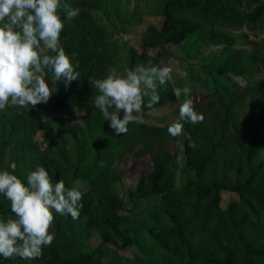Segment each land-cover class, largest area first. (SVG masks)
I'll return each mask as SVG.
<instances>
[{
    "label": "trees",
    "instance_id": "trees-1",
    "mask_svg": "<svg viewBox=\"0 0 264 264\" xmlns=\"http://www.w3.org/2000/svg\"><path fill=\"white\" fill-rule=\"evenodd\" d=\"M140 1L142 13L162 17L160 26L145 27L146 46L172 43L209 77V98L193 104L204 120L184 123L181 160L163 147L170 136L163 126L132 122L116 136L94 107L87 80L116 72L115 33L141 23L143 14L128 9L130 0H62L79 9L61 34L66 52L76 54L79 80L66 90L49 77L55 92L47 103L0 111V170L11 171L15 161L14 174L26 184L40 165L53 182L89 186L79 219L56 214L53 244L30 264H264V37L242 30L264 26V0ZM149 61L156 65L127 55L124 68ZM178 88L173 79L160 85L152 108L176 102ZM129 153L150 155L152 165L123 196L118 164ZM223 191L237 193V204L220 208ZM10 217V202L0 195V219ZM95 234L104 248L86 247ZM127 247L132 256L118 252ZM20 261L0 257V264Z\"/></svg>",
    "mask_w": 264,
    "mask_h": 264
},
{
    "label": "clouds",
    "instance_id": "clouds-1",
    "mask_svg": "<svg viewBox=\"0 0 264 264\" xmlns=\"http://www.w3.org/2000/svg\"><path fill=\"white\" fill-rule=\"evenodd\" d=\"M78 15L79 9L62 0H0V111L9 107L31 111L47 103L55 92L49 77L62 82L66 90L79 80L76 54L69 55L61 44L65 19L71 21ZM172 72L169 66L149 61L122 75L113 71L102 79L90 76L91 100L114 134L125 135L130 123L139 122L135 114L146 99L149 109L159 103L157 88L171 80ZM190 92L188 86L174 90L177 97ZM203 120L193 101L186 98L168 134L178 137L184 123L196 125ZM8 167L11 171L0 170V195L10 202L14 218L0 219V257L34 261L53 244L55 233L50 229L56 214L79 219L83 194L75 187L67 188L63 179L53 182L43 166L28 173L26 184L14 174L15 161Z\"/></svg>",
    "mask_w": 264,
    "mask_h": 264
},
{
    "label": "rangeland",
    "instance_id": "rangeland-1",
    "mask_svg": "<svg viewBox=\"0 0 264 264\" xmlns=\"http://www.w3.org/2000/svg\"><path fill=\"white\" fill-rule=\"evenodd\" d=\"M140 5V0H130L128 9L130 11L136 9L142 13ZM142 14L143 20L141 23L134 26L131 25L129 31L115 33L114 40L117 43L121 55V60L118 62L116 72L121 75L125 73V57L127 55H132L135 57H141L144 60H153L156 65L171 67L173 69L171 79L179 83L178 89H182L185 86L190 87L191 92L187 97L181 93L182 96H179L178 100L174 103L166 102V104L162 106L151 109L142 108L140 113L135 114L138 116L139 121L149 125L163 126L165 131H167L168 126L178 119L179 106L186 98H190L193 101V104L205 102L209 98L211 82L209 77L200 67V62L196 59L188 60L181 49L174 46L172 43H166V45L158 48L147 47L145 27L149 24H153L157 27L160 26L162 17ZM95 15L99 22L108 23L106 17L102 14L95 12ZM242 30L249 33V37L254 40L264 37V26L258 30H253L250 27L244 26ZM205 48H209V46H206ZM233 77L241 85L244 86L246 84V80L242 77ZM74 114H77V112L75 111ZM186 135L187 133L183 127V132L180 136H169L164 139L163 147L169 149L171 152L177 153L179 160H181L184 150L181 138ZM37 139L43 141L41 133L37 135ZM43 146H45V144H43ZM151 165L152 161L150 155L137 157L134 154H127V156H125L118 164V169L122 174L121 183L117 185L120 193L125 196L128 186L136 187L139 184L141 174L149 171ZM88 186V180H77L73 182L69 188L75 187L83 193L87 190ZM221 195L222 200L220 208H226L230 205H235L238 202V195L235 192L223 191ZM98 246L101 249L104 248V245H101L99 235L95 234L90 240H88L86 247L94 249ZM118 252L126 256H132L134 254V250L131 247H127L125 250L121 249ZM107 259V255H104L103 260ZM20 262L21 264H30V261L21 260Z\"/></svg>",
    "mask_w": 264,
    "mask_h": 264
}]
</instances>
